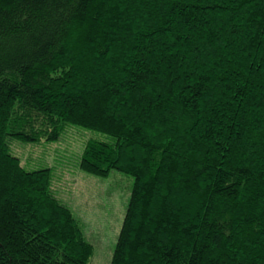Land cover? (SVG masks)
I'll use <instances>...</instances> for the list:
<instances>
[{"label": "trees", "instance_id": "16d2710c", "mask_svg": "<svg viewBox=\"0 0 264 264\" xmlns=\"http://www.w3.org/2000/svg\"><path fill=\"white\" fill-rule=\"evenodd\" d=\"M70 125L134 176L111 264H264V0H0V264H89L12 150Z\"/></svg>", "mask_w": 264, "mask_h": 264}, {"label": "rangeland", "instance_id": "374dc122", "mask_svg": "<svg viewBox=\"0 0 264 264\" xmlns=\"http://www.w3.org/2000/svg\"><path fill=\"white\" fill-rule=\"evenodd\" d=\"M91 140L112 139L101 132L70 125L59 140L38 143L14 141L12 150L29 171L50 168L53 193L69 206L93 247L89 264H111L134 176L113 170L102 177L81 169V157Z\"/></svg>", "mask_w": 264, "mask_h": 264}]
</instances>
